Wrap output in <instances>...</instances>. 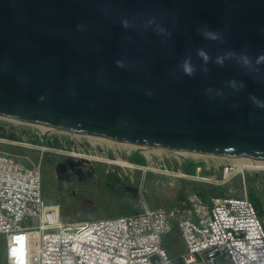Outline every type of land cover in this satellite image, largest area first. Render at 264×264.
Returning <instances> with one entry per match:
<instances>
[{"label":"water","instance_id":"water-1","mask_svg":"<svg viewBox=\"0 0 264 264\" xmlns=\"http://www.w3.org/2000/svg\"><path fill=\"white\" fill-rule=\"evenodd\" d=\"M0 119L264 161V0H0Z\"/></svg>","mask_w":264,"mask_h":264},{"label":"built area","instance_id":"built-area-1","mask_svg":"<svg viewBox=\"0 0 264 264\" xmlns=\"http://www.w3.org/2000/svg\"><path fill=\"white\" fill-rule=\"evenodd\" d=\"M0 121V236L6 244L2 264H176L163 247L164 236L174 230L186 244L184 264H264V219L248 195L204 200L199 194L170 209L145 204L129 215L80 224L64 221L60 203L44 201L43 159L50 152L77 158L84 148L76 141L69 147L72 152L54 148L44 142L58 139L41 128ZM4 144L38 150L39 159L7 152ZM233 171V164L226 165L224 178ZM183 177L209 181L202 167Z\"/></svg>","mask_w":264,"mask_h":264},{"label":"rangeland","instance_id":"rangeland-1","mask_svg":"<svg viewBox=\"0 0 264 264\" xmlns=\"http://www.w3.org/2000/svg\"><path fill=\"white\" fill-rule=\"evenodd\" d=\"M2 125L3 122L0 121V126ZM48 133L49 138L55 137L58 142L44 143L53 145L54 148L72 152L69 147L76 141L84 148V151L80 153L99 157L107 156L111 160L116 159L115 151L118 149L125 158L130 160L136 155L144 157L147 163L143 166L162 171L165 170L163 165L168 166L169 170L173 167L175 171H178L176 169L181 168L187 159L202 161L200 166L199 164L195 165V170L202 167L206 177H213L216 180L199 182L189 177L174 176L167 172L150 169L145 172L143 169L70 157L57 152L45 153L42 164L43 198L46 204L60 203L61 215L66 222L80 224L87 220L129 215V213L142 211L145 204L150 208L170 209L183 202L191 201L202 192L201 190L207 191L210 197H216L248 195L250 189L256 193L261 206L259 213L264 219V170L245 171L244 174L238 172L232 178H224L223 169L226 165H230L228 160L213 157H200L199 159L187 157L184 160L185 158H180V153L175 154L154 149L143 150L142 148L137 150L135 146L97 138H94L97 140L91 141L90 139H93L91 137L89 139L84 136L78 138L57 131ZM16 138L23 139L22 137ZM35 142L43 144L40 140ZM62 142L65 143V147L60 146ZM1 148L10 153L30 156L34 161H37L40 156L38 150L24 147L4 144L1 145ZM102 152L107 154L101 156ZM65 159L70 164L68 172H64L59 167H62L60 162ZM22 161L29 165L25 160ZM198 182L202 184L201 187ZM5 247V238L0 236V264L5 262ZM163 247L171 258L175 259L176 264H184L181 256L186 252V244L179 230H174L164 236Z\"/></svg>","mask_w":264,"mask_h":264},{"label":"bare ground","instance_id":"bare-ground-1","mask_svg":"<svg viewBox=\"0 0 264 264\" xmlns=\"http://www.w3.org/2000/svg\"><path fill=\"white\" fill-rule=\"evenodd\" d=\"M40 128H42L43 130L44 129H48L50 131H45V132H52L53 130L50 129V128H47V127H44V126H41ZM77 135V136H76ZM73 135L74 137H81V135ZM93 138V139H90L91 141H94V140H97V139H102V140H106L108 142H113V143H123V142H120V141H113V140H107V139H103V138H99V137H95V136H87V138ZM94 138H97V139H94ZM123 144H127V145H131V146H135L136 149L138 148H142L143 150H148V149H154V150H160V151H165V150H162V149H158V148H152V147H143L141 145H137V144H131V143H123ZM112 149H116V148H113L111 147ZM116 156H115V160H111V159H108V158H104V157H99V156H94V155H88L86 153H81L78 157L82 158V159H87V160H96V161H106L108 163H113V164H117L121 167H136L138 166L139 168L143 169V171H148L149 169L150 170H155V171H158V172H167L169 174H172L174 176H184V172L183 171H172V170H169L168 171H162V170H159V169H155V168H151V167H147V166H143V165H140V164H137V163H132L129 159L125 158L124 156L121 155V153L118 151V149H116ZM181 155V159H184V158H187V157H192L193 159H199L200 157H204V158H207V157H213V158H217V159H223V160H228L229 163L233 164L234 166V171L233 173L236 174L238 172H245V171H254V170H264V161H261V160H254V159H251V158H220V157H216V156H206V155H202V154H199V153H190V152H184V153H180ZM198 157V158H197ZM234 174H227L226 175V178H229L230 176L234 175ZM209 181H216L215 178L213 177H206ZM221 182V181H219Z\"/></svg>","mask_w":264,"mask_h":264},{"label":"trees","instance_id":"trees-1","mask_svg":"<svg viewBox=\"0 0 264 264\" xmlns=\"http://www.w3.org/2000/svg\"><path fill=\"white\" fill-rule=\"evenodd\" d=\"M131 162L133 163H137V164H141V165H145L146 159L144 157H140V156H134L133 158L130 159ZM202 162H200L201 164ZM195 165H198V162H196L195 160L192 159H187L185 161V163L181 166V169L183 170L184 173H188V174H194L195 172ZM199 186L201 187V183H199ZM202 192L199 193L200 196L204 199V200H208L210 198V196L208 195L207 191L205 190H201ZM249 199L253 202L254 206L256 207V209L258 210V212L261 211V206L260 203L258 201V198L256 197V193L254 192L253 189L249 190V194H248ZM131 214V213H129ZM260 214V213H259Z\"/></svg>","mask_w":264,"mask_h":264},{"label":"flooded vegetation","instance_id":"flooded-vegetation-1","mask_svg":"<svg viewBox=\"0 0 264 264\" xmlns=\"http://www.w3.org/2000/svg\"><path fill=\"white\" fill-rule=\"evenodd\" d=\"M60 163L62 164V167L60 166V169L63 170L64 172H68L69 167H70L68 160H66V159L62 160Z\"/></svg>","mask_w":264,"mask_h":264}]
</instances>
